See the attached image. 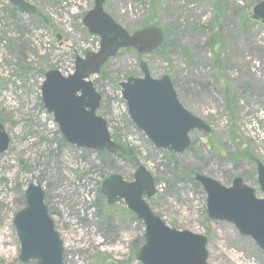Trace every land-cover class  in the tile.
<instances>
[{"label": "rangeland", "instance_id": "374dc122", "mask_svg": "<svg viewBox=\"0 0 264 264\" xmlns=\"http://www.w3.org/2000/svg\"><path fill=\"white\" fill-rule=\"evenodd\" d=\"M24 1L37 13L17 16L19 26L0 0V125L9 141L0 153V264H20L13 219L30 184L44 191L63 264H140L143 225L100 193L105 178L130 181L138 167L154 179L152 213L171 229L204 236L207 264H264L250 238L208 219L193 180L200 174L228 188L238 177L264 198L255 170L256 162L264 166V24L251 19L255 0H106L105 13L126 32L154 24L164 33L159 53L120 51L90 78L101 96L97 115L133 155L125 161L66 144L41 103L46 72L68 76L76 57L97 51L98 38L82 23L93 0ZM141 62L153 79L168 76L180 104L211 129L193 131L183 154L154 148L129 121L118 84L141 77Z\"/></svg>", "mask_w": 264, "mask_h": 264}, {"label": "water", "instance_id": "95a60500", "mask_svg": "<svg viewBox=\"0 0 264 264\" xmlns=\"http://www.w3.org/2000/svg\"><path fill=\"white\" fill-rule=\"evenodd\" d=\"M20 14L32 16L35 8L24 0H2ZM93 8L83 17L90 35L99 38L96 53L77 57L73 73L64 77L58 71L45 74L40 87L41 103L57 125L66 144L77 149L114 155L122 148L109 135L104 120L96 115L101 97L89 78L121 49H133L140 56L153 53L163 43L158 27H146L128 34L104 12L105 0H93ZM252 20L264 24V1L256 0ZM142 77H128L119 84L121 99L134 127L159 150L180 155L190 147L193 131L209 134L210 127L189 113L178 101L168 76L153 79L144 63ZM8 138L0 125V153ZM257 182L264 195V166L256 165ZM206 195V214L210 221L233 225L239 235L250 238L264 254V198L256 199L254 190L232 180L226 188L202 175L194 177ZM100 193L108 205L123 202L126 209L143 225V245L137 252L140 264H207V239L166 226L149 209L146 201L155 194L151 175L139 167L131 181L111 175L101 183ZM25 205L13 219L19 243L20 264H63V244L54 229L39 184L24 191Z\"/></svg>", "mask_w": 264, "mask_h": 264}, {"label": "trees", "instance_id": "16d2710c", "mask_svg": "<svg viewBox=\"0 0 264 264\" xmlns=\"http://www.w3.org/2000/svg\"><path fill=\"white\" fill-rule=\"evenodd\" d=\"M6 12H7V16H8V18H10V20L13 22V23H16V24H18L19 26H20V23L18 22L19 21V19L18 18H16L17 16H18V13L16 12V10L15 9H13V8H11V7H8L7 6V8H6ZM145 27V26H144ZM163 47V46H162ZM160 52V51H159ZM111 138H112V140L115 142V143H117V141L115 140V137L114 136H111ZM115 157H118L119 159H121V160H123V161H125V160H129V159H132V160H134V158H133V155H131L130 153H128L127 152V150L124 148V153L122 154H115L114 155ZM107 157V156H106Z\"/></svg>", "mask_w": 264, "mask_h": 264}, {"label": "flooded vegetation", "instance_id": "af4514ba", "mask_svg": "<svg viewBox=\"0 0 264 264\" xmlns=\"http://www.w3.org/2000/svg\"><path fill=\"white\" fill-rule=\"evenodd\" d=\"M27 3H28V2H27ZM7 5H8V4H7ZM31 5H32V4H31ZM32 6H33V5H32ZM8 7H11V8H13V9H15L16 12L18 13V10H17L16 8H14V7L10 6V5H8ZM33 7H34V6H33ZM34 8H35V7H34ZM35 10H36V8H35ZM6 11H7V10H6ZM5 13H6V15H8L7 12H5ZM36 13H37V11H36ZM19 15H21V14L18 13V16H19ZM21 16H23V15H21ZM8 142H9V141H8ZM7 147H8V146H7ZM5 151H6V150H5ZM255 170H256V169H255ZM256 179H257V175H256Z\"/></svg>", "mask_w": 264, "mask_h": 264}, {"label": "bare ground", "instance_id": "6f19581e", "mask_svg": "<svg viewBox=\"0 0 264 264\" xmlns=\"http://www.w3.org/2000/svg\"><path fill=\"white\" fill-rule=\"evenodd\" d=\"M4 240H5L4 237H0V245H2L4 243ZM1 250L2 249H0V252H2Z\"/></svg>", "mask_w": 264, "mask_h": 264}]
</instances>
